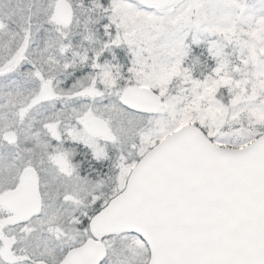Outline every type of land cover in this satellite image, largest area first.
I'll use <instances>...</instances> for the list:
<instances>
[{"label": "snow or ice", "instance_id": "snow-or-ice-1", "mask_svg": "<svg viewBox=\"0 0 264 264\" xmlns=\"http://www.w3.org/2000/svg\"><path fill=\"white\" fill-rule=\"evenodd\" d=\"M0 264H264V0H0Z\"/></svg>", "mask_w": 264, "mask_h": 264}]
</instances>
